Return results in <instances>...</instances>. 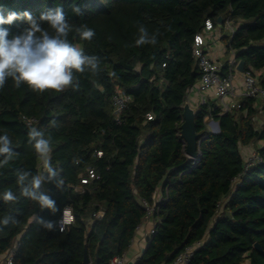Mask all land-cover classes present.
<instances>
[{"label": "trees", "instance_id": "16d2710c", "mask_svg": "<svg viewBox=\"0 0 264 264\" xmlns=\"http://www.w3.org/2000/svg\"><path fill=\"white\" fill-rule=\"evenodd\" d=\"M56 7L75 25L95 30L91 41L73 43L101 62L95 74H77L78 90L39 93L26 85L17 89L11 80L0 90V134L10 136L18 153L0 168V219L15 221L0 225V255L19 240L13 264H84L85 249L91 263L111 264L124 256L145 217L140 199L153 203L161 187L155 232L134 264H171L193 245L192 264H264V125L255 121L258 99L244 97L240 108L225 113L211 101L200 104L195 123L201 141L194 159L180 136L188 91L201 77L194 37L207 19L221 28L234 22L235 32L221 37L227 53L244 60L264 87V0H0L5 17L10 12L39 17ZM138 24L158 32L155 45L132 46ZM3 27L11 38L27 24L17 19ZM228 72L226 61L223 74ZM119 89L133 100L118 121L113 96ZM24 116L35 118L36 125ZM211 119L219 132L209 129ZM30 127L51 136V162L63 170L62 190L54 183L42 186L56 201L55 213L22 196L15 203L2 199L8 190L19 196L17 170L41 171L27 143ZM256 141H263L256 149L261 161L247 166L241 147ZM89 167L99 178L83 184ZM67 209L74 218L63 232L46 231L33 219L58 221ZM101 209L104 215L93 217Z\"/></svg>", "mask_w": 264, "mask_h": 264}, {"label": "clouds", "instance_id": "9594fccd", "mask_svg": "<svg viewBox=\"0 0 264 264\" xmlns=\"http://www.w3.org/2000/svg\"><path fill=\"white\" fill-rule=\"evenodd\" d=\"M73 12L83 14L80 7H74ZM17 19H23L27 27L21 34L9 38L10 30L3 26L11 25ZM45 23L47 27L43 26ZM137 33L132 46L157 43L158 32L150 33L145 25L138 24ZM70 35L72 40L69 39ZM95 35V30L87 24L77 26L71 22L60 7L48 9L39 17L28 12H10L6 17L0 14V90L6 87L9 80L17 89L26 85L31 91L39 93L46 90L62 92L69 88L78 90L80 84L77 74H95L101 58L87 54L73 40L91 41ZM55 123L53 120L51 125L55 126ZM27 143L42 162V170L35 174L29 170H17L15 182L19 196L8 190L2 194V199L5 203H15L22 196L35 202L39 208H47L55 213L56 201L42 187L45 183H54L58 190L64 187L63 170L54 167L51 162V136L38 127H30ZM17 155L10 136L7 133L0 134V168L8 165ZM33 219L46 231H54L58 227L63 232L65 226L72 222L64 210L58 221L35 216ZM10 222H15L12 217L0 219V225L3 226Z\"/></svg>", "mask_w": 264, "mask_h": 264}, {"label": "built area", "instance_id": "2783aa9c", "mask_svg": "<svg viewBox=\"0 0 264 264\" xmlns=\"http://www.w3.org/2000/svg\"><path fill=\"white\" fill-rule=\"evenodd\" d=\"M225 30L228 31L229 35L235 32V24L231 20H228L224 25ZM215 26L211 19L205 21L204 28L201 32L197 33L194 37L193 43V56L196 59L201 77L196 88L201 94L200 104L209 103V93L214 92L218 97L220 104L219 107L223 113L229 112L234 108L241 107V101L235 100L237 97H247L261 99L264 101V87L260 84L258 76L253 73V71L246 70L240 72L238 70V61L236 60L235 52L232 51L229 63V72L223 74V64L218 59L212 58L207 52L206 48L209 46V36L214 31ZM242 74V87L240 90L236 86V75ZM133 98L130 94L126 93L124 90L119 89L113 96V106L115 118L119 121L121 114L132 102ZM148 119H152L153 115L151 113L147 114ZM28 125H36L37 120L35 118L23 117ZM216 120L211 119L208 122V127L211 131H216ZM103 152L99 151L98 155L102 156ZM261 161V157L257 152L251 153L247 159V166L253 163ZM39 168L42 170V162L39 160ZM99 178V175L94 171L93 168L89 167L87 169V174L81 179L83 184L89 183L91 180ZM82 189V188H79ZM153 203H150L146 199H140V203L146 209L145 217L141 224L137 227V230L141 229L143 224L153 217L156 203L159 201L156 199L155 194L153 195ZM69 212L73 220L74 216L70 209L65 210ZM104 215V210L101 209L93 214L95 218H101ZM155 232V225L150 229L148 237ZM201 243H198L199 245ZM20 245L19 240L4 254L0 255V264H13L16 251ZM195 245L187 246L171 264H192ZM111 264H131L125 256H115L111 260Z\"/></svg>", "mask_w": 264, "mask_h": 264}, {"label": "crops", "instance_id": "0c3cea01", "mask_svg": "<svg viewBox=\"0 0 264 264\" xmlns=\"http://www.w3.org/2000/svg\"><path fill=\"white\" fill-rule=\"evenodd\" d=\"M224 34H229L225 28L221 27H215L214 31L209 36V46L206 48L207 52L212 58L218 59L222 63H225L230 58L229 53H227V46L225 42L221 39V37ZM242 74L236 75V86L237 89L240 90L242 87ZM200 98L201 94L196 88V85L193 86L188 91L187 95V102L190 104V106L196 110L197 107L200 105ZM242 100V97H237L235 100ZM209 100L219 106L220 101L218 97L215 95L214 92L209 93ZM256 107L258 109V114L255 116V121L258 127H261L264 125V101L261 99H258L256 102ZM263 145V141H256L249 145L243 146L241 148L242 155L244 159H247V157L251 154L256 152V149ZM155 197L157 200H160L162 198V188L159 187L157 191L155 192ZM156 220L154 217L147 220L141 229L137 230L128 250L124 254L125 258L131 263L134 264L137 259L142 255L143 251L145 250L147 246L148 241V234L150 229L155 225ZM249 264L250 261L248 260ZM93 264V263H91Z\"/></svg>", "mask_w": 264, "mask_h": 264}, {"label": "water", "instance_id": "95a60500", "mask_svg": "<svg viewBox=\"0 0 264 264\" xmlns=\"http://www.w3.org/2000/svg\"><path fill=\"white\" fill-rule=\"evenodd\" d=\"M222 18L219 19V24H222ZM238 70L240 72L245 71V61L240 60L238 63ZM183 117L184 121L181 125V131H180V136L182 140L185 142V153L187 156L190 158L194 159L198 156V148L200 144V135L196 131V123H195V110L190 106V104L186 101L184 106H183ZM220 131V126L219 123L216 122V131L213 132H219ZM255 248L258 251H263L262 247L260 246L259 243L255 244ZM98 251H99V246L96 249V260L98 259ZM91 259L88 254V250L85 249V254H84V264H91Z\"/></svg>", "mask_w": 264, "mask_h": 264}, {"label": "rangeland", "instance_id": "374dc122", "mask_svg": "<svg viewBox=\"0 0 264 264\" xmlns=\"http://www.w3.org/2000/svg\"><path fill=\"white\" fill-rule=\"evenodd\" d=\"M242 148V147H241ZM243 264H249L248 260H246Z\"/></svg>", "mask_w": 264, "mask_h": 264}, {"label": "bare ground", "instance_id": "6f19581e", "mask_svg": "<svg viewBox=\"0 0 264 264\" xmlns=\"http://www.w3.org/2000/svg\"><path fill=\"white\" fill-rule=\"evenodd\" d=\"M67 214L71 217V215H70V213L69 212H67Z\"/></svg>", "mask_w": 264, "mask_h": 264}]
</instances>
